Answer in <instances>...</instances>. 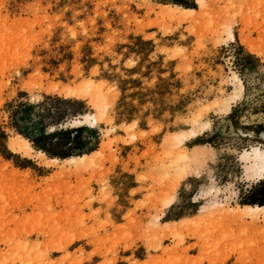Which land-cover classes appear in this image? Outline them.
<instances>
[{"label":"rangeland","instance_id":"obj_1","mask_svg":"<svg viewBox=\"0 0 264 264\" xmlns=\"http://www.w3.org/2000/svg\"><path fill=\"white\" fill-rule=\"evenodd\" d=\"M205 2L0 0V264H264V0Z\"/></svg>","mask_w":264,"mask_h":264},{"label":"bare ground","instance_id":"obj_2","mask_svg":"<svg viewBox=\"0 0 264 264\" xmlns=\"http://www.w3.org/2000/svg\"><path fill=\"white\" fill-rule=\"evenodd\" d=\"M198 2L200 3V5L202 7H205V0H198ZM205 2V3H204ZM179 7L176 6V9L177 10H180V8L178 9ZM187 12H192L193 10H186ZM175 12V11H174ZM176 13V12H175ZM178 14V13H177ZM236 81L238 82V86L240 88V90L243 89V84L241 83L240 79H238L236 77ZM93 121H95V117L93 118ZM15 144L18 146V147H24V148H28L30 149V145H29V142L21 135H15ZM245 157L247 158H251L253 160V162L255 163L254 165V170L257 171V173L260 175V176H264V149L262 148H255L252 152H249L245 155ZM86 158V156L82 157L81 159L84 160ZM250 160V159H249ZM56 161V160H55ZM247 212H251V215L253 214H260V213H263L264 214V207H259V206H255V207H249V208H245L244 211Z\"/></svg>","mask_w":264,"mask_h":264},{"label":"crops","instance_id":"obj_3","mask_svg":"<svg viewBox=\"0 0 264 264\" xmlns=\"http://www.w3.org/2000/svg\"><path fill=\"white\" fill-rule=\"evenodd\" d=\"M132 186H133V184H132Z\"/></svg>","mask_w":264,"mask_h":264}]
</instances>
